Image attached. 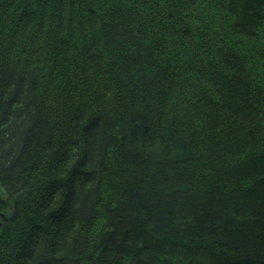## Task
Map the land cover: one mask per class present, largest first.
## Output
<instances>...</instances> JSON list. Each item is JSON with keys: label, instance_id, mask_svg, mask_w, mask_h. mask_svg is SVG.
<instances>
[{"label": "trees", "instance_id": "16d2710c", "mask_svg": "<svg viewBox=\"0 0 264 264\" xmlns=\"http://www.w3.org/2000/svg\"><path fill=\"white\" fill-rule=\"evenodd\" d=\"M0 264H264V0H0Z\"/></svg>", "mask_w": 264, "mask_h": 264}, {"label": "rangeland", "instance_id": "374dc122", "mask_svg": "<svg viewBox=\"0 0 264 264\" xmlns=\"http://www.w3.org/2000/svg\"><path fill=\"white\" fill-rule=\"evenodd\" d=\"M4 195V193H3V189H2V187H1V185H0V195Z\"/></svg>", "mask_w": 264, "mask_h": 264}]
</instances>
